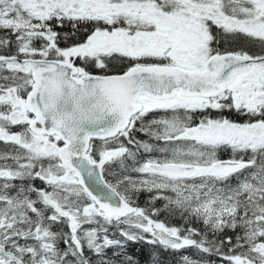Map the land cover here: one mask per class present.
Returning a JSON list of instances; mask_svg holds the SVG:
<instances>
[{
	"label": "snow or ice",
	"instance_id": "snow-or-ice-1",
	"mask_svg": "<svg viewBox=\"0 0 264 264\" xmlns=\"http://www.w3.org/2000/svg\"><path fill=\"white\" fill-rule=\"evenodd\" d=\"M0 144V264H264V0H0Z\"/></svg>",
	"mask_w": 264,
	"mask_h": 264
},
{
	"label": "trees",
	"instance_id": "trees-1",
	"mask_svg": "<svg viewBox=\"0 0 264 264\" xmlns=\"http://www.w3.org/2000/svg\"><path fill=\"white\" fill-rule=\"evenodd\" d=\"M137 203L142 207L146 206L147 194L141 195ZM157 206H161L160 202H157ZM159 218L175 226H183L184 223V221H182L179 216H169L167 214H161ZM135 259L138 260L141 264H153V260L157 259L161 262V264H180V260L175 256V253L173 251H166L162 247H151L150 249L143 250V255L139 257L136 256Z\"/></svg>",
	"mask_w": 264,
	"mask_h": 264
},
{
	"label": "flooded vegetation",
	"instance_id": "flooded-vegetation-1",
	"mask_svg": "<svg viewBox=\"0 0 264 264\" xmlns=\"http://www.w3.org/2000/svg\"><path fill=\"white\" fill-rule=\"evenodd\" d=\"M0 147H3L2 144H0ZM113 170L111 171L112 174H110V176H108L106 173H105V179L108 180L109 178L112 177L113 173L115 171H117L116 169V166H113ZM134 175V174H133ZM114 231V230H113ZM63 246V245H61ZM151 247H154V248H157V247H160V246H152V245H148L146 243H137V244H132V243H129L128 247H127V251L128 253L132 254L134 256V258L137 256H142L143 255V250H145L146 248L150 249ZM147 250V249H146ZM185 254H189V255H194V250H191V249H187V250H184ZM175 253V256L180 260L181 259V254L179 252H174ZM138 261V260H137ZM139 262V261H138ZM140 263V262H139ZM141 264V263H140Z\"/></svg>",
	"mask_w": 264,
	"mask_h": 264
},
{
	"label": "rangeland",
	"instance_id": "rangeland-1",
	"mask_svg": "<svg viewBox=\"0 0 264 264\" xmlns=\"http://www.w3.org/2000/svg\"><path fill=\"white\" fill-rule=\"evenodd\" d=\"M113 166H115V165H113ZM113 166H112V170H113V168H114ZM106 168H107V166H106ZM112 170H110V171H106V174H107L108 176H110V174H112V172H111ZM134 175H135V174H134ZM108 181H109V182H115V181H114V175H112V177L109 178Z\"/></svg>",
	"mask_w": 264,
	"mask_h": 264
},
{
	"label": "water",
	"instance_id": "water-1",
	"mask_svg": "<svg viewBox=\"0 0 264 264\" xmlns=\"http://www.w3.org/2000/svg\"><path fill=\"white\" fill-rule=\"evenodd\" d=\"M89 183L92 184L93 188H94L96 191H100V187H99L97 184L93 183V181L90 180Z\"/></svg>",
	"mask_w": 264,
	"mask_h": 264
},
{
	"label": "bare ground",
	"instance_id": "bare-ground-1",
	"mask_svg": "<svg viewBox=\"0 0 264 264\" xmlns=\"http://www.w3.org/2000/svg\"><path fill=\"white\" fill-rule=\"evenodd\" d=\"M147 249H148V248H147ZM145 250H146V249H145ZM149 251H150V250H149ZM151 251H152V250H151ZM157 260H158V259H157ZM144 262H145V261H144ZM144 262H143V263H144ZM148 262H149V260H148ZM150 263H151V262H150Z\"/></svg>",
	"mask_w": 264,
	"mask_h": 264
}]
</instances>
